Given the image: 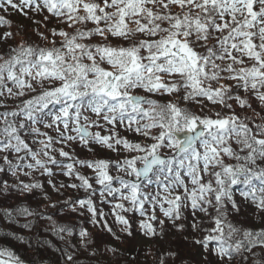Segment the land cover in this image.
I'll use <instances>...</instances> for the list:
<instances>
[{"label":"snow or ice","instance_id":"6c2138e0","mask_svg":"<svg viewBox=\"0 0 264 264\" xmlns=\"http://www.w3.org/2000/svg\"><path fill=\"white\" fill-rule=\"evenodd\" d=\"M0 264H264V0H0Z\"/></svg>","mask_w":264,"mask_h":264},{"label":"trees","instance_id":"16d2710c","mask_svg":"<svg viewBox=\"0 0 264 264\" xmlns=\"http://www.w3.org/2000/svg\"><path fill=\"white\" fill-rule=\"evenodd\" d=\"M68 194V193H67ZM12 246L16 248L18 254L24 256L27 253L25 252V249L23 247H20L18 244H16L15 242H12Z\"/></svg>","mask_w":264,"mask_h":264},{"label":"rangeland","instance_id":"374dc122","mask_svg":"<svg viewBox=\"0 0 264 264\" xmlns=\"http://www.w3.org/2000/svg\"><path fill=\"white\" fill-rule=\"evenodd\" d=\"M68 195H72V193H71V192H69V193H68Z\"/></svg>","mask_w":264,"mask_h":264}]
</instances>
